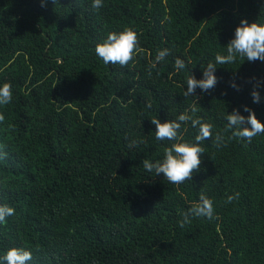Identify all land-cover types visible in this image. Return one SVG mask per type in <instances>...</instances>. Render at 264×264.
I'll list each match as a JSON object with an SVG mask.
<instances>
[{"label":"trees","instance_id":"obj_1","mask_svg":"<svg viewBox=\"0 0 264 264\" xmlns=\"http://www.w3.org/2000/svg\"><path fill=\"white\" fill-rule=\"evenodd\" d=\"M243 19L264 21V0H103L99 9L92 0H0V86L13 93L0 105V204L15 209L0 224V257L24 247L27 264H264V134L248 142L225 131L233 109L249 115L244 106L264 123V61L217 64L213 89L183 95L189 75L202 79L227 54ZM125 27L143 52L125 67L105 64L96 45ZM192 105L223 142L206 139L200 171L174 185L143 167L174 142L157 140L151 119L174 120ZM186 128L195 142L198 129ZM202 192L213 217L190 216L181 228Z\"/></svg>","mask_w":264,"mask_h":264},{"label":"clouds","instance_id":"obj_2","mask_svg":"<svg viewBox=\"0 0 264 264\" xmlns=\"http://www.w3.org/2000/svg\"><path fill=\"white\" fill-rule=\"evenodd\" d=\"M55 0H53V3ZM43 6V5H42ZM92 7L99 9L103 7V0H92ZM226 55L217 53L215 63L209 62L203 70V78L196 79L195 76L189 75L187 78V90L183 93L185 97L194 96L197 88L202 92H208L217 84L215 76L216 65H225L234 63L239 56L247 59L249 62L264 61V21L249 23L246 19L241 20L239 26L235 29L234 38L226 45ZM143 49L139 45L138 34L131 27H125L120 32H109L106 38L98 43L95 47L96 55L102 59L105 64H119L121 67L127 66L134 57L142 53ZM169 54L167 49L158 50L155 60L150 63L148 75L151 76L152 69L164 60ZM175 67L184 69L186 64L180 58H176ZM239 90L235 83L231 85ZM259 83L254 85L251 96L254 103L261 100L260 93L257 90ZM13 97L12 85L4 83L0 86V105H8ZM151 107L149 103L147 105ZM199 109L192 105L189 110L181 113L174 120L161 122L158 118H152L151 123L155 125V138L160 141H174L169 147H165L162 159L154 162L149 159L142 161L143 167L148 172H154L155 175L163 174L164 179L174 185H180L187 180H192L193 173L200 171L202 156L205 148L202 143L209 139L219 148L223 142V136L217 134L213 140L212 125L203 122L196 115ZM244 111L248 112L247 117L240 114L238 109H233L225 117L227 125L225 131H231L230 138H237L251 142L253 137L264 134V123L257 119L254 111L244 106ZM5 116L0 113V123L4 122ZM191 124L192 128L198 129L195 135V142L184 140L182 131H186V126ZM137 141H131L129 147L134 146ZM7 154H0V159ZM239 197V193L229 195L226 203H231ZM213 202L203 192L199 196L198 202L193 203L188 212L183 213V219L180 220L179 226L183 228L185 224L191 223L190 216L213 217ZM15 214V209L7 204H0V224L6 223L8 217ZM32 259V252L24 247H12L0 257V264H27Z\"/></svg>","mask_w":264,"mask_h":264}]
</instances>
